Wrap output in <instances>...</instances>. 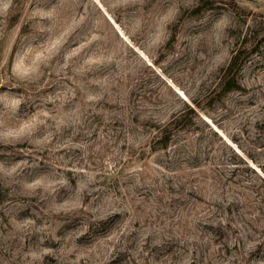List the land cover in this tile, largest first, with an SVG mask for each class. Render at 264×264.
Returning a JSON list of instances; mask_svg holds the SVG:
<instances>
[{"label":"rangeland","instance_id":"1","mask_svg":"<svg viewBox=\"0 0 264 264\" xmlns=\"http://www.w3.org/2000/svg\"><path fill=\"white\" fill-rule=\"evenodd\" d=\"M0 264H264V0H0Z\"/></svg>","mask_w":264,"mask_h":264},{"label":"trees","instance_id":"2","mask_svg":"<svg viewBox=\"0 0 264 264\" xmlns=\"http://www.w3.org/2000/svg\"><path fill=\"white\" fill-rule=\"evenodd\" d=\"M239 55H240V52H238V53H236L235 55H233V57H232V59H231L229 65H228V67H227L226 72L229 71V70H232V68H234V67H236V66H237V68L240 66V65H238V64H239V63H238V61H239ZM228 82H230V81H228ZM235 82H236V81H234V84H236ZM237 85H238V83H237ZM229 86H231V85H229ZM229 86H228L227 88H232V87H229Z\"/></svg>","mask_w":264,"mask_h":264}]
</instances>
